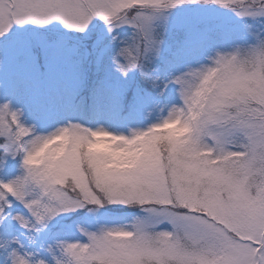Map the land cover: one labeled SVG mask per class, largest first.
Masks as SVG:
<instances>
[{"label": "snow or ice", "instance_id": "obj_1", "mask_svg": "<svg viewBox=\"0 0 264 264\" xmlns=\"http://www.w3.org/2000/svg\"><path fill=\"white\" fill-rule=\"evenodd\" d=\"M0 264H264V0H0Z\"/></svg>", "mask_w": 264, "mask_h": 264}]
</instances>
